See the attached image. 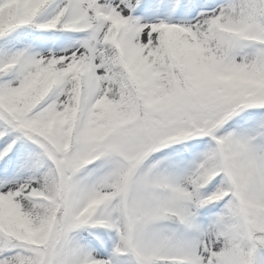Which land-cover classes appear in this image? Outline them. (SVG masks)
<instances>
[{"label":"snow or ice","instance_id":"snow-or-ice-1","mask_svg":"<svg viewBox=\"0 0 264 264\" xmlns=\"http://www.w3.org/2000/svg\"><path fill=\"white\" fill-rule=\"evenodd\" d=\"M0 264H264V0H0Z\"/></svg>","mask_w":264,"mask_h":264}]
</instances>
